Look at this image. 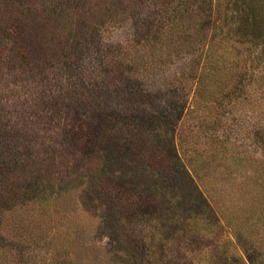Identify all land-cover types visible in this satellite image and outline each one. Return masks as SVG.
I'll return each instance as SVG.
<instances>
[{
	"label": "rangeland",
	"instance_id": "obj_1",
	"mask_svg": "<svg viewBox=\"0 0 264 264\" xmlns=\"http://www.w3.org/2000/svg\"><path fill=\"white\" fill-rule=\"evenodd\" d=\"M247 2L0 0V264H264Z\"/></svg>",
	"mask_w": 264,
	"mask_h": 264
},
{
	"label": "trees",
	"instance_id": "obj_2",
	"mask_svg": "<svg viewBox=\"0 0 264 264\" xmlns=\"http://www.w3.org/2000/svg\"><path fill=\"white\" fill-rule=\"evenodd\" d=\"M245 1V0H244ZM252 0L251 2H247V7H248V13L246 12V18H252L255 17V14L252 10V6H251ZM252 12V13H251ZM253 15V16H252ZM255 19V18H254ZM253 22V21H251ZM43 27V25H41ZM241 28V27H240ZM44 29V27H43ZM246 35H248L250 38L255 39V40H260L261 42L264 40V28H255L254 29H248Z\"/></svg>",
	"mask_w": 264,
	"mask_h": 264
}]
</instances>
